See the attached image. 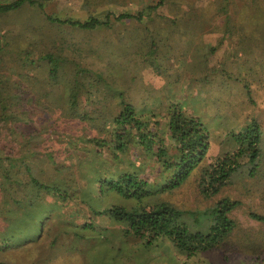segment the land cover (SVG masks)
<instances>
[{
	"label": "rangeland",
	"instance_id": "obj_1",
	"mask_svg": "<svg viewBox=\"0 0 264 264\" xmlns=\"http://www.w3.org/2000/svg\"><path fill=\"white\" fill-rule=\"evenodd\" d=\"M10 1L0 0V4ZM98 1L50 0L43 12L85 20L92 13L107 10L116 15L134 12L158 0H107L97 5ZM43 16L27 7L0 16V92L2 96L18 93L24 107L17 110L33 115L34 125L43 131L40 136H26L15 125L0 123V153L28 156L31 167H37L35 175L40 182L61 183L75 197L55 213L44 215L47 220L42 223L38 243L0 251V263L264 264V0H166L142 23L114 22L111 28L92 33L54 28ZM29 33L40 44L25 45ZM53 45L63 53L66 65L72 67L78 58L91 70L104 74L105 81L97 89L93 83H86L91 89L77 107L95 121L68 117L67 96L64 98L70 81L68 70L56 83L46 84V74L28 66L20 53L27 47L36 62ZM119 93L138 113L153 114L161 124L171 106L197 116L209 136L203 165L232 149L227 142L229 133L250 122L260 126L261 155L254 176H249L244 165L218 194L206 197L198 188L197 170L180 188L161 196L177 209L196 213L197 218L222 198L236 201L238 206L229 214L236 229L221 249L186 260L169 242L145 248L142 241L124 236L118 224L91 213L89 206L97 209V201L90 180L97 174L110 176L143 163L141 173L156 176V166L147 164L136 149L115 160L112 150L96 155L93 145L84 139L97 134L101 123L105 131L109 129L104 117L116 111ZM43 155H51L56 164L46 166ZM56 168L62 169L61 173H54ZM81 199L89 200V205H83ZM101 203L99 209L110 205L107 200ZM11 211L7 206L5 216ZM62 217L79 226L92 222L97 233L89 241L73 243L66 234L59 236L65 226ZM6 228L5 221L0 232Z\"/></svg>",
	"mask_w": 264,
	"mask_h": 264
},
{
	"label": "trees",
	"instance_id": "obj_2",
	"mask_svg": "<svg viewBox=\"0 0 264 264\" xmlns=\"http://www.w3.org/2000/svg\"><path fill=\"white\" fill-rule=\"evenodd\" d=\"M47 1L50 0H12L0 4V16L19 12L25 7L33 8L42 13L47 24L54 28L66 27L71 31L92 33L102 28L109 29L114 22L142 23L145 16L154 14L166 0H158L155 5L134 12H118L117 15L112 10L103 14L92 13L85 20L47 15L43 12ZM105 2L107 0L96 3L102 5ZM35 37L34 34H26L25 45L34 46ZM40 39L46 40L43 37ZM38 44L40 41L36 46ZM20 53L24 54L28 66L46 74V84L56 83L68 70L70 81L64 95V98L67 96L70 109L68 117L84 122L95 121L77 107L83 94L88 95V89H91L85 86L93 83L97 89L105 81L104 74L91 70L78 58L72 61V67L66 65L63 53L54 45L51 51L40 54L36 62L31 59L32 51L27 47L21 49ZM9 95L2 96L0 92V123L13 124L26 136L43 135V131L34 125L33 115L17 110L24 107L19 101V94ZM117 99L119 103L115 106L116 111L104 117L109 123V129L105 131V125L101 123L97 125V134L93 135L90 131L91 135L84 139L93 145L96 155H100L103 150H112L115 160H120V156L136 149L146 158L147 164L153 163L156 166V176L150 178L141 173L143 163L110 176L97 174L90 180L94 185L93 197L97 201V209L89 206L91 213L108 219L112 224H118L124 236L142 241L145 248L169 242L176 253L186 260L221 249L236 229V223L229 217L238 206L236 201L222 198L197 218L196 213L177 209L164 202L161 196L180 188L197 170L198 188L206 197L218 194L244 165L248 167L249 176H254L261 155L260 126L250 122L240 131L229 133L227 142L232 149L213 163L203 165L209 150V136L206 126L197 116L180 106H171L166 121L161 124L153 114L138 113L122 93L117 95ZM28 153L33 154L32 151ZM44 156L46 166L56 164L51 155ZM27 157L0 153V217L4 218L0 220V227L5 221L7 223V228L0 232V251L38 243L42 223L47 220L44 215L55 213L62 204L75 197L61 183L40 182L35 175L37 167L32 168ZM41 164H37L39 168ZM53 171L61 173L62 169L56 168ZM48 199L51 201L48 202ZM105 200L110 205L99 209L101 201L104 203ZM82 203L87 207L89 200L83 199ZM7 206L12 209L8 217L5 216ZM251 217L261 219L256 215ZM61 219L65 223L61 229L65 232L60 229L59 236L66 234L73 243L89 241L97 233V225L92 222H84L79 226L72 220Z\"/></svg>",
	"mask_w": 264,
	"mask_h": 264
}]
</instances>
